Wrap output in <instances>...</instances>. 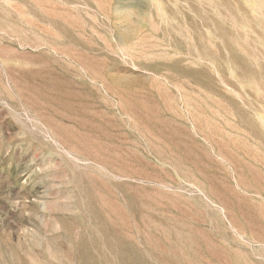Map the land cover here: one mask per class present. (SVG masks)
<instances>
[{
	"label": "rangeland",
	"instance_id": "374dc122",
	"mask_svg": "<svg viewBox=\"0 0 264 264\" xmlns=\"http://www.w3.org/2000/svg\"><path fill=\"white\" fill-rule=\"evenodd\" d=\"M0 264H264V0H0Z\"/></svg>",
	"mask_w": 264,
	"mask_h": 264
}]
</instances>
